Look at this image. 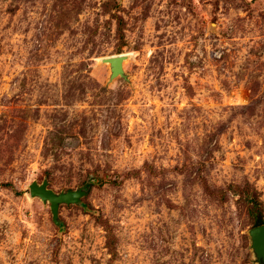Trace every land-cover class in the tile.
<instances>
[{
    "label": "rangeland",
    "instance_id": "obj_1",
    "mask_svg": "<svg viewBox=\"0 0 264 264\" xmlns=\"http://www.w3.org/2000/svg\"><path fill=\"white\" fill-rule=\"evenodd\" d=\"M258 222L264 0H0V264H264Z\"/></svg>",
    "mask_w": 264,
    "mask_h": 264
},
{
    "label": "water",
    "instance_id": "obj_2",
    "mask_svg": "<svg viewBox=\"0 0 264 264\" xmlns=\"http://www.w3.org/2000/svg\"><path fill=\"white\" fill-rule=\"evenodd\" d=\"M122 56H117L114 59L106 61L111 65L113 76L121 73ZM29 194L31 197H38L44 203L48 202L50 210L54 218L57 215V207L59 204H71L76 201L78 197L75 192H67L65 194H55L53 191L47 189L46 184L37 185L32 183L29 186ZM252 241V247L261 261H264V225L256 227L249 232Z\"/></svg>",
    "mask_w": 264,
    "mask_h": 264
},
{
    "label": "trees",
    "instance_id": "obj_3",
    "mask_svg": "<svg viewBox=\"0 0 264 264\" xmlns=\"http://www.w3.org/2000/svg\"><path fill=\"white\" fill-rule=\"evenodd\" d=\"M261 225H262V223H260V222L257 223V226H261Z\"/></svg>",
    "mask_w": 264,
    "mask_h": 264
}]
</instances>
